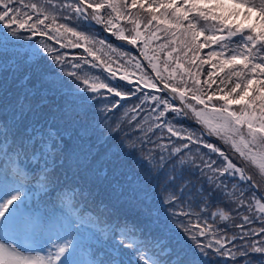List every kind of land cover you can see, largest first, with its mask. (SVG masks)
<instances>
[{
	"label": "snow or ice",
	"instance_id": "obj_1",
	"mask_svg": "<svg viewBox=\"0 0 264 264\" xmlns=\"http://www.w3.org/2000/svg\"><path fill=\"white\" fill-rule=\"evenodd\" d=\"M93 25L137 56L98 39ZM34 37L87 56L69 68L42 43L28 45L36 63L13 53L9 65L11 38ZM105 49L155 75L141 71L134 83L125 69L119 80L131 88L88 75L84 64L117 77L116 61L98 54ZM47 59L69 79L49 82ZM0 71V264H264V0H0ZM144 89L165 95H136ZM134 96L131 108L120 103ZM85 106L135 113L128 122L142 135L114 150L98 144ZM110 120L118 132L123 120ZM137 155L140 171L129 167ZM68 187L114 221L109 237L86 235L82 214L58 209ZM209 201L223 207L205 217ZM33 245L46 254L33 255Z\"/></svg>",
	"mask_w": 264,
	"mask_h": 264
},
{
	"label": "trees",
	"instance_id": "obj_2",
	"mask_svg": "<svg viewBox=\"0 0 264 264\" xmlns=\"http://www.w3.org/2000/svg\"><path fill=\"white\" fill-rule=\"evenodd\" d=\"M25 2H29V0H25ZM32 2H36V0H32ZM161 11H163L161 9ZM64 22V21H61ZM71 24L72 22H68ZM79 30V29H78ZM92 33H95L97 38H107L109 42L113 43L114 47H118L120 51H130L133 56H137L138 54V49L133 48L131 45H127L124 42L117 41L115 40L114 37H110L108 33L101 31V26L99 25H93L91 29ZM14 41L13 45H9V55L11 56V59L9 60V65H11L12 60H15L17 57L15 55H12L13 53L18 54L19 57L23 58V61L25 63H36L39 59V57H33L32 55V49L28 47V45H34L36 47H40L42 43H46L54 48H57L60 53L64 54L67 57V60L69 61L68 67H71L72 63H77L81 61L78 60L79 57L81 56H87V53L83 51L82 48H71V47H65L61 48L58 43H56L55 40H48L46 37H34L32 40H16V38H11ZM238 39V38H237ZM66 42V41H65ZM121 45H123L121 47ZM97 48L99 45L96 46ZM209 51V49H205L201 55H205V53ZM99 55L102 56L103 59L108 61L109 56L112 57L113 60L116 61V63H113L112 67L114 70L117 71V77L115 79L109 77V74L107 72H104L102 68H91L90 64H84L83 69L84 71H87L88 75H99L101 77V80L104 82H110L112 85L115 84H122L125 85L126 87H133V85H128L126 81H120L119 80V75L123 73L125 69L127 71L135 73V76L133 77L134 83L135 80L141 75V71L146 72L150 76H154L155 74L151 71L150 68H143V70L136 69L133 67V65L136 63V61H133L132 64H125L124 60L119 59L116 57L115 53H109L107 49L104 50V52L98 53ZM40 56L47 58V53L43 51L41 48L40 50ZM89 60H91V57H88ZM140 62L144 65L147 64L146 61H143L142 58H139ZM164 56L161 54V61H163ZM123 64L124 68H119V65ZM42 69L45 70V77L49 82H58L60 79L68 80L69 78L64 77L60 73V68L57 66L55 63L52 62L51 59H47L46 63H43L41 65ZM211 68L209 65H204L202 72L203 75L201 76V80H205L207 78V72L210 71ZM224 73H219L217 77H214V79L217 80V83H219V78L222 77ZM0 77H2V71H0ZM107 78V79H106ZM11 79V77H9ZM159 84V81H157ZM162 87V85H160ZM212 88L215 89L216 85H212ZM68 88H64L62 94H67ZM104 95L109 96L105 90H102ZM145 92L149 93L150 95H165V93H157L153 90L150 89H144L143 92L137 93V96L143 95ZM91 95V94H89ZM170 98V97H169ZM69 100L72 99L71 96L68 97ZM112 99H117L115 97H112ZM57 102L62 103L60 101V96L56 97ZM133 102L139 103L136 101V97H132L131 100H125V101H120L122 105H126L127 108H131L133 106ZM78 105L81 104L80 101H76ZM87 103H94V101H90ZM173 103L176 106H179V101H173ZM4 105V101L0 100V108H2ZM152 102L149 100L143 107L145 108H150L152 107ZM233 107H238L236 105H233ZM85 110L86 106H85ZM125 108H120V109H113L112 112L104 113L102 110V106H98L97 108L93 110H88L89 111V116L88 119L90 120L93 128L95 129L96 136L99 137L97 143H104L105 141H109L112 149L114 150L115 145L118 143H127L129 137L135 138L136 136L142 135V133L139 130H134L132 126L128 122V118L135 115V113L128 112L127 116H125ZM93 112L95 115H93ZM142 116H147L148 113L147 111L143 112L141 114ZM171 113L168 114L169 118L171 117ZM111 117L110 123L113 127H115V124L121 120H123V123L120 125V130L115 133H110L108 128L105 126V118ZM139 119V117H138ZM174 122V121H173ZM132 124H135L136 121H132ZM175 123V122H174ZM184 125L189 128H199L200 126L196 123H194L191 120H185ZM159 131V130H157ZM115 136V140H112L111 137ZM95 139V137H94ZM153 139H155V135H153ZM175 139V138H173ZM205 139L208 140H215V138H209L205 137ZM162 143H167V140L161 141ZM218 146L220 145L219 141H216ZM109 144H106V147H108ZM223 147V146H222ZM125 153L129 151V149L125 148ZM207 151V150H203ZM228 154L230 155L231 158H233L234 162H238L239 158L237 154L234 152L227 150ZM139 159V156L137 155L136 157H133L129 161V167L133 168L136 171H140V164L136 162V160ZM78 192L74 190L72 187L65 188L61 194V199L57 201V207L58 209H62L63 213L71 216L73 219L77 217H81L82 214V219L84 220V231L85 234L87 235L88 233H98L102 235L103 237L107 238L111 235V229H112V224L113 222H110L108 220V217L105 215H102L100 210L96 209L92 205H85L83 202L78 203ZM203 207V205H201ZM218 207H223V205L219 204V202L213 204L211 201L208 203L207 211L204 213L205 217H207L208 213H214L216 212ZM191 211V209H189ZM199 211V209H197ZM88 217V218H87ZM132 219V217H130ZM181 219H184L181 217ZM192 219L195 221V216L192 217ZM211 222V221H210ZM219 223H224L223 221H219ZM258 227V225H256ZM119 239V237H117ZM256 239H260V237H256ZM82 259H89V254H88V249L87 246L82 251Z\"/></svg>",
	"mask_w": 264,
	"mask_h": 264
},
{
	"label": "rangeland",
	"instance_id": "obj_3",
	"mask_svg": "<svg viewBox=\"0 0 264 264\" xmlns=\"http://www.w3.org/2000/svg\"><path fill=\"white\" fill-rule=\"evenodd\" d=\"M33 249H34L32 251L33 255L37 254V252H39V254H41V255L46 254V250H42V245H33Z\"/></svg>",
	"mask_w": 264,
	"mask_h": 264
}]
</instances>
